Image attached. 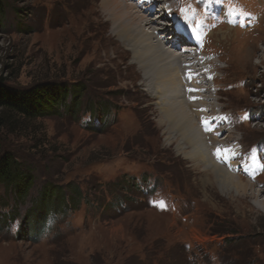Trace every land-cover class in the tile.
<instances>
[{
	"label": "rangeland",
	"instance_id": "374dc122",
	"mask_svg": "<svg viewBox=\"0 0 264 264\" xmlns=\"http://www.w3.org/2000/svg\"><path fill=\"white\" fill-rule=\"evenodd\" d=\"M0 2V80L84 90L78 114L13 116L0 132L34 176L23 203L0 187V264H264V0H128L165 14V36L210 59L194 66L208 110L197 126L212 153L239 148L237 177L258 197L223 193L212 173L204 180L211 168L177 153L152 79L102 0ZM50 184L82 198L34 239L29 214Z\"/></svg>",
	"mask_w": 264,
	"mask_h": 264
},
{
	"label": "bare ground",
	"instance_id": "6f19581e",
	"mask_svg": "<svg viewBox=\"0 0 264 264\" xmlns=\"http://www.w3.org/2000/svg\"><path fill=\"white\" fill-rule=\"evenodd\" d=\"M144 5L143 2L131 5L128 0H102V8L110 14L114 24L115 35L122 42H132L138 63L145 68L149 73V78L152 79L150 80L154 88L153 95L157 97L163 114L161 123H165V127L171 132H176L180 138V142L177 144V153L185 155L192 161H200L206 171L207 168H211L212 171L204 173V180L212 173L213 177L210 179V183H217L222 192L227 195L231 193L246 194L248 191H252V195L255 197L263 194V190H259L253 185L245 183L241 177H237L238 164L234 162V158L239 156V148L236 146L232 148L233 150L231 149L234 151L232 158L227 157L225 152L218 154L219 150H224L222 144L213 147L214 153H212L205 142L208 141L207 137L197 126L198 121H204L208 110L204 103L205 99L201 98L199 93L202 91V87L198 86L197 78L200 77V73L199 71L197 73L194 66L209 64L210 59L206 60L203 56L198 55L195 49H182L180 44L176 43L177 35L174 34L172 38L166 37L165 34L169 26L168 23L163 22L166 20V15L157 14V17L154 7H147L149 4H146V7ZM168 8L164 7L162 11L170 13ZM192 40L198 41L199 37L193 34ZM184 42L188 44L191 41L189 42V37L185 36ZM137 49L138 51H136ZM169 49L172 53L168 51ZM179 69L182 71V78L178 74ZM190 74L191 78H189ZM190 89H198V91H190ZM203 90L208 91L207 88H203ZM207 94L209 93L207 92ZM167 95H171L172 99H167L169 97ZM189 112L198 118L203 117V119L192 118ZM175 138L169 136L167 139L173 142L177 139ZM188 149H190L189 152H186ZM225 158L230 159L228 161L230 164L221 163L222 160L225 161ZM260 206L264 209V202L260 203Z\"/></svg>",
	"mask_w": 264,
	"mask_h": 264
},
{
	"label": "trees",
	"instance_id": "16d2710c",
	"mask_svg": "<svg viewBox=\"0 0 264 264\" xmlns=\"http://www.w3.org/2000/svg\"><path fill=\"white\" fill-rule=\"evenodd\" d=\"M83 91L80 86L69 89L56 83H41L28 89H16L0 80V132L13 116L36 120L60 114L61 109L72 115L78 114ZM1 186L14 192L16 199L23 203L34 186V176L12 153L4 151L0 137ZM81 198V192L76 189L68 194L61 187L46 185L35 200L34 211L29 214L28 220L33 219L29 227L33 238L38 239L41 228L52 218L51 215L67 214L74 205L79 204ZM4 222L3 216L0 224L3 225ZM20 231L21 229L19 233Z\"/></svg>",
	"mask_w": 264,
	"mask_h": 264
},
{
	"label": "snow or ice",
	"instance_id": "6c2138e0",
	"mask_svg": "<svg viewBox=\"0 0 264 264\" xmlns=\"http://www.w3.org/2000/svg\"><path fill=\"white\" fill-rule=\"evenodd\" d=\"M189 78H191V74H190ZM190 91H198V89H190ZM205 126H206V130H209V131L211 130V125H210L209 121H205ZM227 151H229V150H227V149L219 150L218 154H220V152H227ZM162 206H163V204H162Z\"/></svg>",
	"mask_w": 264,
	"mask_h": 264
}]
</instances>
